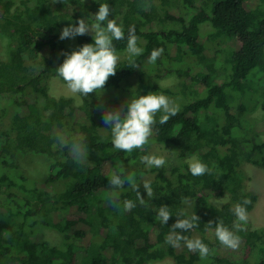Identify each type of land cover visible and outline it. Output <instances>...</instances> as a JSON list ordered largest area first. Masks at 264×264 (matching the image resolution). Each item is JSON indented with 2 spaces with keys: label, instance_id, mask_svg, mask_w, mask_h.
<instances>
[{
  "label": "trees",
  "instance_id": "obj_1",
  "mask_svg": "<svg viewBox=\"0 0 264 264\" xmlns=\"http://www.w3.org/2000/svg\"><path fill=\"white\" fill-rule=\"evenodd\" d=\"M102 3L111 9L109 19L125 32L124 40L114 41L118 53L126 51L128 29L135 26L144 48L136 58L138 67L131 68L126 57L121 58L103 98L89 94L75 105L72 98L50 95L49 76L64 84L55 71L64 53L93 42L91 34L60 40L61 30L79 19L94 23ZM145 4L150 5L147 10L141 7ZM203 25L209 26L204 36ZM2 38L9 48L0 55V99L6 103L0 106V264H152L166 259L174 264H264L263 228L237 232L241 237L237 250L224 248L214 236L215 222L220 220L236 232L232 209L247 198L249 213L257 200L244 189L241 165L264 169V142L258 141L263 131L256 128L264 122L249 127L244 120L247 101L252 103L251 111L264 109V0H256L249 9L244 0H0ZM69 41L75 48L68 46ZM231 41L237 42L236 48L228 44ZM157 48H163V54L148 65L151 51ZM150 66L155 73L147 70ZM170 75L182 79L179 92L191 100L181 103L167 123H157L151 141L171 147L179 162L147 169L140 157L148 154V145L131 154L113 149L103 112L122 100L105 95L122 91L127 95L126 110L129 99L151 91L173 95L153 83V78ZM249 75L250 84L245 85ZM61 130L86 137L87 163L76 164L67 149L58 147L55 134ZM31 156L46 163L39 181L21 168L20 163ZM192 157L211 172L194 177L184 162ZM120 165L125 173L135 172L138 183L144 173L155 193L148 198L141 184L145 203L137 201L128 212L107 202L109 173ZM184 198L193 202V208L182 203ZM126 199L136 201L128 185L120 196L121 202ZM211 200L222 202L214 205ZM165 205L172 217L162 225L155 217ZM72 207L74 219L53 221V213L67 214ZM181 210L199 217L198 227L181 234L200 238L215 255L201 260L186 247L165 242ZM209 221H213L211 229ZM78 224L86 229L77 228ZM40 228L59 234L61 244L39 238ZM87 233L90 237L84 241Z\"/></svg>",
  "mask_w": 264,
  "mask_h": 264
},
{
  "label": "clouds",
  "instance_id": "obj_2",
  "mask_svg": "<svg viewBox=\"0 0 264 264\" xmlns=\"http://www.w3.org/2000/svg\"><path fill=\"white\" fill-rule=\"evenodd\" d=\"M56 0H53L55 3ZM147 10L150 5H141ZM111 9L107 3L99 4V9L94 15L95 22L88 23L84 19L77 20L75 25L64 27L59 39H73L77 36L92 35V43H86L78 50L70 54L64 53L65 59L55 69L58 77L64 82L67 93L75 99L77 105L83 102V98L89 94L100 96L103 94L105 85L110 77L115 76L121 57L118 54L114 41L125 39V32L121 25L114 19H109ZM106 22V25H105ZM163 48L153 49L148 63L155 64L163 54ZM144 48L140 46L139 37L135 34V26L128 29L126 44V59L131 68H137L136 58L143 55ZM179 112V105L170 97L163 94H146L133 97L126 102V111L122 109L104 110L103 122L111 132V144L113 149L127 154L134 150H143L149 145L151 138L158 129L157 123L163 125ZM160 113L157 122V114ZM55 140L60 149H67L73 161L78 165L88 162V147L86 137L83 134L70 136L66 130L56 132ZM140 162L147 169L164 167L168 161L164 155H143ZM189 171L194 176H203L211 172V169L198 158L193 157L189 162ZM108 184L110 191L107 193V202L117 210L128 212L145 203L141 196L139 187L142 184L147 197L155 196L152 184L148 180L137 182L135 172L125 173L123 165L118 166L109 173ZM128 185L136 193V201L126 199L120 200L124 186ZM182 203L193 208V202L184 198ZM250 199H243L232 209L235 216L233 224L236 232L226 227L222 220L215 222L214 236L216 240L226 249L237 250L241 243V237L237 232L245 231L248 223L247 205ZM172 217L168 206H160L156 214V221L165 225ZM178 219L171 226V230L165 238V242L174 247H186L189 251L198 253L201 260L215 255V250L210 249L200 238H189L181 232H187L199 226V217L193 212L186 215L184 211L177 212ZM184 217V218H180ZM213 221L207 226L212 228ZM180 230L179 232L177 230Z\"/></svg>",
  "mask_w": 264,
  "mask_h": 264
},
{
  "label": "rangeland",
  "instance_id": "obj_3",
  "mask_svg": "<svg viewBox=\"0 0 264 264\" xmlns=\"http://www.w3.org/2000/svg\"><path fill=\"white\" fill-rule=\"evenodd\" d=\"M255 2H256V0H244V7L246 9H249V8L253 7ZM208 27H209L208 25L202 26L201 33L203 34V36L206 35V32L208 31ZM206 44L208 47L210 46V44H208V43H206ZM228 44H230L232 47H235V48L237 47V42H235V41H231ZM68 46L75 48L74 41H69ZM8 48H9V45L5 41V39L4 38L0 39V55L5 56V54H7ZM118 54H120L121 58L126 57V51L123 53H118ZM147 64L153 65L150 63H147ZM144 70H145V68H144ZM147 70L149 72H152V73L156 72V68L154 69V67H152V66L148 67ZM150 75H152V74H150ZM153 79H152L153 83L156 84L161 90L167 89V90L171 91L173 93V95H167V94L162 93L161 91L160 92L151 91L150 92L151 94L166 95V96L170 97L171 99H173L178 105H180L181 103H184L186 101L191 100L190 96H183L182 93L179 92L180 87H178V84L180 83V81L182 79H179V78L175 77L174 75L163 77L160 80L155 79V78H153ZM250 81H251V75H249V78H247V80L244 84L245 85L247 83L250 84ZM46 84H47L48 93L50 95H52L54 97L63 96L66 98L67 97L72 98L67 93L65 85L58 78L53 77V76H49ZM128 88H126V90H129ZM198 89H199V91H201V87H198ZM126 96L127 95H125L122 91H119V92L118 91H111L105 95V97L107 99L116 97L118 99V101L122 100V102L119 103L118 105L114 106L112 108V110L122 109L124 111H126V110L124 109V102L123 101L126 100V99H124V98H126ZM33 97L34 96L31 95L28 97V99H32ZM100 97L103 98L104 96L101 95ZM72 99L74 101V104L77 105L75 99L74 98H72ZM230 102H232V101H230ZM5 104H6L5 101L0 99V106H4ZM246 105L248 108H247L244 120H245V122L247 121V123L249 124V127L251 125H254L255 123H259L260 121L264 122V109H260V107H257L256 109H253L251 111L249 109L252 106L251 101H247ZM235 107H236V105H235ZM235 107H233L231 109L232 112H234ZM78 117H80V113H77L75 115V119L77 122L79 121ZM256 128L257 129L259 128L261 131H263L259 135L258 141L264 142V124H262L261 126H257ZM151 154L164 155L168 161V163L165 165L166 168H169L170 166L175 165L179 162L176 158L175 151L171 147L162 148V147H159L157 144H154L152 141H150V143L148 145V154L147 155H151ZM192 158H188V159L184 160V162L189 164V162L191 161ZM20 164H21L22 170L31 179H35V180L39 181L44 177L46 163H45V160L43 158L37 157V156H31V157H28L26 162H24V163L21 162ZM107 167L108 166L104 167V171L107 170L106 169ZM240 169L242 170V172L244 173V176L246 178L244 189L248 192L253 193L257 197V200H256L252 210L248 213V223L245 226L246 230L248 228H263L264 229V169L256 167V166L251 165V164H243V165H241ZM140 177H141V182H143L144 180H147V177L144 173H141ZM37 186L44 188V185L41 184L40 182L37 183ZM45 189L49 191L48 187H45ZM221 202L222 201L211 200V203H213L214 205L215 204L219 205ZM51 216H52V219L54 222L59 221L64 217L66 219H74L76 217V210L74 207H72L69 209L67 214L55 212ZM77 228L82 229V230L86 229L81 224H78ZM39 233H41V235H38V237L47 241L50 245L59 246L62 242L61 236L51 229L40 228ZM89 237H90V235L87 233V237L84 239V241H87L89 239ZM150 238H151V240H153V235H150ZM108 253H109L108 251H105V254H108ZM235 255L237 257L238 254L236 253ZM152 264H174V263L171 260L166 259L164 261L155 262Z\"/></svg>",
  "mask_w": 264,
  "mask_h": 264
}]
</instances>
